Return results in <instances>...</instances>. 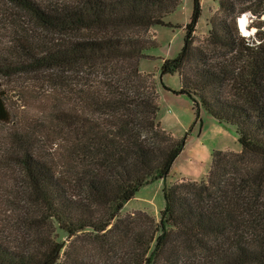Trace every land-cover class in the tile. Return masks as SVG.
<instances>
[{
	"label": "trees",
	"instance_id": "trees-1",
	"mask_svg": "<svg viewBox=\"0 0 264 264\" xmlns=\"http://www.w3.org/2000/svg\"><path fill=\"white\" fill-rule=\"evenodd\" d=\"M180 2L0 0V76L48 88L52 111L47 124L26 120L9 134L31 210L13 206L0 264H264V0H218L201 39L192 0L178 54L161 58L162 88L176 74L171 91L191 101L189 130L204 111L235 127L239 151L213 149L199 181L164 182L158 221L120 216L141 186L165 180L185 145L187 132L175 137L157 120L153 73L138 68L155 45L142 35L169 25ZM242 15L251 35L238 30ZM9 117L0 92V122ZM52 220L64 248L45 235Z\"/></svg>",
	"mask_w": 264,
	"mask_h": 264
},
{
	"label": "rangeland",
	"instance_id": "rangeland-1",
	"mask_svg": "<svg viewBox=\"0 0 264 264\" xmlns=\"http://www.w3.org/2000/svg\"><path fill=\"white\" fill-rule=\"evenodd\" d=\"M200 17L195 28V36L199 39L206 36L209 24V17L218 9V0H199ZM192 0H181L180 4L164 17V22L169 25H152L148 32L142 35L146 39L155 41L145 49L146 55L139 59L138 68L140 71L153 73L156 82V92L158 95L157 120L161 126L170 131L173 136L180 137L187 132L185 145L182 151L175 158L173 171L175 174H191L197 177V181L205 178L209 163L210 154L213 149L239 151L240 144L236 139L235 127L227 123H219L211 116L204 113L200 115L197 122L189 130L193 123L194 115L190 99L184 94H175L171 90L179 89V78L176 74H167L161 77L163 84L171 90L162 88L160 82L161 58L175 57L182 45L184 36L183 25H185L191 14ZM244 27L248 31H243L245 35H251L253 28H248L250 18L241 16ZM25 23L26 19H24ZM31 27L30 23H28ZM16 26L13 25V31ZM38 33H42L36 30ZM6 40L4 39L3 42ZM0 92L3 93L6 107L9 111V121L0 122V230L10 228L13 225V217L17 208L28 211V189L26 178L22 169L13 163V139L9 134L13 130L20 128L26 120L47 124L50 121V98L48 88L42 84H31L24 81L23 77H1ZM52 112V111H51ZM33 123V122H32ZM47 141L44 145L49 148ZM11 151V152H10ZM10 153V154H9ZM9 154V157L6 155ZM6 157V158H5ZM175 175H171L174 180ZM162 180L152 181L139 188L135 196L130 199L121 209L120 216H124L136 210H142L159 219V211L163 208L164 200L161 193ZM18 209V210H19ZM31 210V209H30ZM20 213V212H18ZM50 235L54 240L64 246L68 243L67 234L59 228L58 224L52 220Z\"/></svg>",
	"mask_w": 264,
	"mask_h": 264
},
{
	"label": "crops",
	"instance_id": "crops-1",
	"mask_svg": "<svg viewBox=\"0 0 264 264\" xmlns=\"http://www.w3.org/2000/svg\"><path fill=\"white\" fill-rule=\"evenodd\" d=\"M205 112L204 111H201L200 112V115H202V114H204ZM174 164H175V160H174V162H173V164H172V167H171V169H170V172H169V174L167 175V177L165 178V180H162V182L164 183H167V184H171V183H173V182H175L176 180H179L180 178H187V179H191V180H197L198 178L197 177H195V176H191V174H188V173H186V174H181L180 172H178L177 174H175V172L173 171V167H174ZM171 175H175V178H174V180H171L170 178H171ZM160 179H157V180H155V181H159ZM161 181V180H160ZM148 184V183H147ZM147 184H145V185H147ZM137 193V192H136ZM130 201V200H129ZM128 202V201H127ZM126 202V203H127ZM125 205V204H124Z\"/></svg>",
	"mask_w": 264,
	"mask_h": 264
},
{
	"label": "water",
	"instance_id": "water-1",
	"mask_svg": "<svg viewBox=\"0 0 264 264\" xmlns=\"http://www.w3.org/2000/svg\"><path fill=\"white\" fill-rule=\"evenodd\" d=\"M245 16H247V15H245ZM247 17L250 18L249 16H247ZM240 19H241V16L237 18V20H236V24H237L238 30H239L243 35H245V34L243 33V31H244V30H245V31H248V30H247L246 27H244L243 22H241ZM246 36H247V35H246Z\"/></svg>",
	"mask_w": 264,
	"mask_h": 264
},
{
	"label": "bare ground",
	"instance_id": "bare-ground-1",
	"mask_svg": "<svg viewBox=\"0 0 264 264\" xmlns=\"http://www.w3.org/2000/svg\"><path fill=\"white\" fill-rule=\"evenodd\" d=\"M240 21L242 22V19H240Z\"/></svg>",
	"mask_w": 264,
	"mask_h": 264
}]
</instances>
